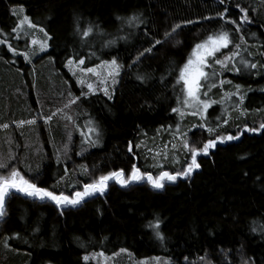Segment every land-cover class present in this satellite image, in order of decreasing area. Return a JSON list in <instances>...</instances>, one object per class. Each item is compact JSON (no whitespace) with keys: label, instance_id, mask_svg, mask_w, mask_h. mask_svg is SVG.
Instances as JSON below:
<instances>
[{"label":"trees","instance_id":"trees-1","mask_svg":"<svg viewBox=\"0 0 264 264\" xmlns=\"http://www.w3.org/2000/svg\"><path fill=\"white\" fill-rule=\"evenodd\" d=\"M225 8L222 20L216 13ZM241 8L247 23L240 22ZM23 15L47 33L44 51L35 52L26 29L12 31ZM132 16L141 22L126 23ZM183 20L194 23L165 39L163 34ZM225 20H235L240 31ZM89 26L93 32L85 37L81 30ZM221 28L233 43L215 54L210 78L201 81L202 91L217 102L205 120L183 111V81L177 79L194 46ZM4 40L0 161L8 169L0 175L15 167L37 186L71 195L109 171L127 174L132 164L154 176L182 170L190 155L181 133L199 148L216 135L238 136L245 126L264 124V0H0ZM234 43L240 44L239 55L219 69L214 60L231 55ZM149 47L151 52L136 61ZM70 56L83 57L86 68L116 59L122 67L111 99L78 85L67 66ZM69 93L79 97L75 104H69ZM201 123L204 129L193 128ZM90 127L97 131L89 132ZM199 163L201 172L192 180L165 181L162 189L146 181L127 186L109 181L103 194L77 205L12 194L0 219V264H103L100 257L118 254L133 263L264 264V130L245 133ZM156 218L162 240L147 227ZM124 258L117 261L124 264Z\"/></svg>","mask_w":264,"mask_h":264},{"label":"snow or ice","instance_id":"snow-or-ice-1","mask_svg":"<svg viewBox=\"0 0 264 264\" xmlns=\"http://www.w3.org/2000/svg\"><path fill=\"white\" fill-rule=\"evenodd\" d=\"M220 3L223 4L224 0H220ZM237 8H239V5H236ZM20 13L22 14L24 9L21 6L19 8ZM227 8L224 9V11L216 13L218 17H220L222 20L225 19V12H227ZM240 11L244 13L240 17L241 21L247 23L248 17H247V10L241 8ZM15 14V10H14ZM203 19H210L209 17H204ZM139 17L132 16L127 18L126 23L128 24H135L140 23ZM194 22L192 20H183L178 23H175L172 25L171 29L169 31H166L163 36L165 39L170 37L172 34L177 33L178 30H182V28L185 25L193 24ZM225 23H231L235 24L236 27L233 31L239 32L240 31V25L237 24L235 20H225ZM27 24L29 28H35L36 25L32 24L29 17L26 15H23L22 19L19 20L17 27L12 29L13 32H16L21 25ZM41 32H43V29H40ZM82 31L83 36L87 37L90 33L93 32V27L89 26ZM45 36H47V33H45ZM239 40H243L244 37L240 36L238 38ZM0 43H7L6 40L0 41ZM33 44H40V51H44L45 48H47V40H44L42 42H39L35 39L32 41ZM114 43V41L110 42ZM162 40H156L155 44H161ZM233 40L230 38V32L227 30H224L221 28L216 34H209L206 39L200 43H197L188 58L187 62L179 69V75L177 79V83L180 81H183V90L186 93V97L184 99V104L186 106H192L195 108V111L192 113L193 115H200L201 118H203L204 112L211 106L212 103H217L215 101H209L207 99V92H204V96L206 97L204 100L199 99V96L197 95L199 89L202 87L200 84L201 78H204L205 81H207L210 77L208 73H205L203 68L204 66L211 67V65L207 64V58L208 57H214V54L217 52H220L221 48H227L229 44H232ZM11 49V46H9ZM239 43H234V50L232 51L231 55L224 56L223 60L215 59L214 63L217 65H225L226 62L232 61L235 59L236 56L239 55ZM12 51H15V49H11ZM151 47L144 49L143 52L138 53L137 57L135 58L136 61H139L140 57L144 55L145 52H151ZM25 59H28V56L25 55ZM241 63L244 65V67L255 69L257 67L256 64H250L248 61H241ZM84 64V58L79 57L77 59H73L71 56L67 60V66L72 68H79L80 65ZM101 66H107L111 69L110 72H108V76L112 77V82L115 83V76L119 74V71L121 69V65H119L115 58H113L110 61H101V65H97L96 67ZM233 70L239 71V69L235 68V65L233 64ZM81 73L87 72L91 73L93 75L99 76V73L96 72L95 68H81ZM75 75V72H74ZM212 76H215L216 73L213 71L211 73ZM138 79H143V77H137ZM78 83L85 84L86 82L84 80H78ZM105 80L101 79L100 84H104ZM220 83H224L221 81ZM230 83V82H229ZM207 87H215L216 85H206ZM239 85H236L237 93L236 95H239ZM87 88L89 92H94L97 89L94 88L92 83H87ZM104 92L106 96H108L109 99H111V95L109 94V91L107 87H104L100 89ZM87 95V93L81 92V96ZM232 94H226V96H230ZM69 104H75L77 100H79V97H72L71 93H69ZM191 98V101L188 98ZM243 100V96H240V101ZM222 102V101H221ZM67 107V105L65 106ZM62 111L61 109H58L57 112ZM173 112H179V109H172ZM183 115V113H180ZM56 113H52V115L48 116L46 120H51L53 116H55ZM67 119H71V117H66ZM28 123H34V121H28ZM224 123H227V120H224ZM4 127H7V125H4ZM199 127L201 129L205 128V125L201 123L199 126L193 125V128ZM219 127V125H217ZM247 131L251 132H257L260 129H264V124H261L259 128H247L245 126ZM209 134L214 132L213 128H207L206 129ZM95 127H90L89 132H96ZM182 140L181 145L183 148L187 149L189 155H190V162H187L186 167L183 168L180 171L176 172H169L161 170L159 171L158 175H153L149 171L142 172L140 168H138L135 164L131 165L130 171L126 174L124 169H117L115 171H109L106 174H102L95 179H93L89 183H85L82 185L81 190H75L72 192L71 195H66L63 191L57 192L55 190H49L48 188L39 187L37 184L32 183L30 180L26 179L18 169L15 167H12L11 170L8 172V175H0V219H3L6 215L5 210V201L6 198H9L14 193H23L28 197H33L39 200H49L51 202H54L57 206H66V205H77L81 203L85 197L92 196L96 193L103 194L104 191L108 187L109 181H115L116 183L120 184L121 186H127L130 183L133 182H139V181H146L149 183L152 187L156 189H162L164 187L165 181H176L178 177H187L190 176L191 172L194 169H198L200 167V164L197 163V156L201 153L207 154L209 149L215 148L217 145V142L224 143L225 141H231L234 139H237V137L232 135H216L214 138H210L203 142L202 146L197 148L194 145H189L188 139H187V133H181ZM94 143V141H91ZM136 147H140L139 144L136 145ZM167 147V145H165ZM173 148H175V145L173 144ZM128 151L132 152V144L129 142ZM157 155H160V153H157ZM155 166V165H154ZM0 169H8V164L4 161H0ZM87 172V169L84 170ZM160 220L156 218L154 221H150L147 225V227L153 229L156 237L158 239H163V236L160 232ZM7 245V241L5 242ZM125 251V250H121ZM98 255H103V253H100ZM84 260H88L89 257L85 256L83 258ZM201 260H203V257H201Z\"/></svg>","mask_w":264,"mask_h":264},{"label":"rangeland","instance_id":"rangeland-1","mask_svg":"<svg viewBox=\"0 0 264 264\" xmlns=\"http://www.w3.org/2000/svg\"><path fill=\"white\" fill-rule=\"evenodd\" d=\"M240 16H242V15H244V13H242L241 11H240ZM23 17V16H22ZM22 17H21V19H22ZM240 22L241 23H244L243 21H241V19H240ZM21 28L23 29V30H25L26 29V31L30 34V35H32L33 36V38L32 39H35V40H37V41H39V42H42V41H44L46 38H45V35L43 34L42 35V32L40 31V30H37V29H34V28H29L28 26H27V24H24V25H21ZM39 48H40V44L39 43H37L36 44V47H35V52L36 53H38V52H40V50H39ZM222 49V48H221ZM220 49V50H221ZM216 54V53H215ZM215 54H214V56H215ZM213 57H208L207 58V64L208 65H211V67H208V66H204V68H203V70H204V72L205 73H208V71L210 70L209 68H212V64H211V59H212ZM118 63V62H117ZM230 64V61H228V62H226L225 63V65H221L223 68H226V66L227 65H229ZM217 65V64H216ZM215 67V66H214ZM217 67H219V65H217ZM81 68H86L85 66H84V64L83 65H80V67L79 68H72V69H70L69 67H68V69L71 71V73H72V75H74V72H75V77H76V80L78 81V80H84L86 83L85 84H81V83H78V85L79 86H81V87H85V88H87V83H92L93 84V86H94V88H96L97 90L96 91H94V92H97V91H102V90H100V89H102V88H104V87H107V89H108V91H109V94L111 95L113 92H114V90L116 89V86H117V84H118V78H119V74L117 75V76H115V83H113L112 82V77L111 76H108L107 74H108V72H110L111 71V69L109 68V67H107V66H101V67H92V68H95V70H96V72L97 73H99V76H96V75H93V74H91V73H87V72H84V73H81V71H80V69ZM216 69V68H215ZM219 69H220V67H219ZM120 72V71H119ZM101 79H104L105 80V83L104 84H100V80ZM204 80V78H201V80H200V84L202 85V82L201 81H203ZM88 89V88H87ZM89 91V90H88ZM103 92V91H102ZM204 92H206L205 90L204 91H202V87L199 89V91H198V93H197V95L199 96V99H201V100H204L206 97L204 96ZM104 93V92H103ZM228 94V93H227ZM185 95V97H186V93L184 94ZM185 97L183 98V100H182V109H183V111H185L186 113H188V114H192L194 111H195V108L194 107H192V106H186L185 104H184V99H185ZM229 97V96H228ZM190 101H191V98L189 97L188 98ZM207 99L209 100V101H211L210 99H209V97H208V94H207ZM212 106H213V103L211 104V106L204 112V114H203V118H201V116L200 115H196V117L198 116V117H200L201 119H205L206 120V117H208V112H209V109L210 108H212ZM56 113H57V111H56ZM193 115V114H192ZM140 182V181H139ZM136 184H137V182H135ZM120 185V184H119ZM121 186V185H120ZM86 198V197H85ZM123 254H118V255H115V257L114 256H109V257H100V260H101V263H103V264H120V262L119 261H117V260H119V259H121V258H123V257H125L124 259H125V263L124 264H126V263H128V264H162L159 260H150V261H148V262H146V261H143V262H135V263H133V262H131V258H129V257H126L127 255L126 254H124L123 256H122Z\"/></svg>","mask_w":264,"mask_h":264},{"label":"water","instance_id":"water-1","mask_svg":"<svg viewBox=\"0 0 264 264\" xmlns=\"http://www.w3.org/2000/svg\"><path fill=\"white\" fill-rule=\"evenodd\" d=\"M247 128H249V127H247ZM262 130H264V129H260V130L257 131V132H251V131H247V129L245 128L244 130L241 131V133H240L238 136H235V137H237V139H234V140H231V141H225L224 143L217 142L216 147H215V148H212V149H209V151H208V153H207L206 155L203 154V153H201V154H199V155L197 156V163H199V159H200V158H209V157H211V153L215 152L219 147H225V146H227L229 143H235V142L240 141V140L243 138V136H244L245 133H246V134L248 133V134H250V135H253V134H260V133L262 132ZM232 136H233V135H232ZM199 164H200V163H199ZM200 169H202V168H201V165H200V167H199L198 169H194V170L191 172L190 176H187V177H178V178L181 179V180H183V181H185V180L187 181L188 179L192 180L193 177H194L197 173L201 172ZM19 194L26 196V195L23 194V193H19ZM26 197H28V196H26ZM86 198H87V197H86ZM86 198H85V199H86ZM7 199H8V198H6V201H5V210H6ZM38 200H39V199H38ZM62 207H63V206H62Z\"/></svg>","mask_w":264,"mask_h":264}]
</instances>
